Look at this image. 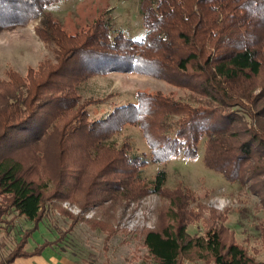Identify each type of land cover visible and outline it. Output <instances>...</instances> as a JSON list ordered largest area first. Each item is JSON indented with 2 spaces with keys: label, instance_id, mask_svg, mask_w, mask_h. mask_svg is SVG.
<instances>
[{
  "label": "trees",
  "instance_id": "16d2710c",
  "mask_svg": "<svg viewBox=\"0 0 264 264\" xmlns=\"http://www.w3.org/2000/svg\"><path fill=\"white\" fill-rule=\"evenodd\" d=\"M55 1L0 0V31L38 20L35 32L53 52L25 74L10 69L0 81V229L23 216L33 232L47 203L57 199L85 206L163 194L167 171L146 179L144 169L175 155L202 151L203 162L228 181L245 174L264 184L258 178L264 174V81L255 94L264 68V0H139L136 35L118 26L107 9L69 31L49 11ZM113 71L163 77L189 91L180 97L138 89L132 99L111 101L108 111L93 116V105L119 92L92 97L82 87ZM241 114L258 119L244 128L249 135L243 140L234 131ZM131 125L142 132L148 152L116 139ZM190 196L187 184H177L168 211L172 221L145 232L150 264L205 257L213 264H264L243 245L226 241L223 230L190 231L195 214L174 208ZM28 230H18L0 264L41 250L24 248Z\"/></svg>",
  "mask_w": 264,
  "mask_h": 264
},
{
  "label": "rangeland",
  "instance_id": "374dc122",
  "mask_svg": "<svg viewBox=\"0 0 264 264\" xmlns=\"http://www.w3.org/2000/svg\"><path fill=\"white\" fill-rule=\"evenodd\" d=\"M138 2L139 0H58L51 5L49 11L69 31H75L107 9L118 26L126 33L136 35L140 32ZM37 24L38 20H33L25 26L0 31V81L8 78L7 72L10 69L25 74L30 65L36 66L45 58H53V52L35 32ZM263 81L264 68L255 79V94L259 92ZM138 89L162 90L180 97L189 91L185 86L163 77L136 71H113L88 80L82 87V92L92 97L106 96L111 91L119 92L118 95L93 105L92 115L98 116L110 109L111 101L132 99ZM261 106L259 104L257 109ZM235 107L241 111L246 110V106ZM239 116L243 121L238 120L234 131H237L238 139L243 140L249 135L244 128L251 127L248 125L250 122L256 124L258 119L243 114ZM124 138L131 140L139 150L148 152L145 139L137 126H128L116 136L118 142ZM258 150L261 151L259 148ZM42 166L48 170L51 163H44ZM43 168L40 170L41 174L47 175ZM161 168L168 175L167 190L163 194L151 192L139 198L115 201L107 199L85 206L71 198L48 202L44 216L47 227L42 236H34L28 230L33 225L28 219L16 217V222L10 229H0V258L9 254L21 228V231L27 229L30 233L25 249L33 250L30 248L37 244L35 241L42 242L45 239L58 252H67L74 264H150L152 258L144 244V234L149 229L163 228L172 221L168 212L171 197L177 184L182 183L187 184L191 196L174 208L178 207L185 214H195V218H192L194 220L188 223L190 231L203 235L207 228L216 227L223 230L226 241L243 245L256 260L264 259V184H259L254 176L246 177L245 174L241 180L228 181L220 172L203 162L202 151L192 157L175 155L167 162L149 163L144 169L146 179H150ZM258 178L264 180V174ZM50 190L52 189L46 192L49 193ZM130 218L139 220L130 221ZM39 226L40 222L37 223V228ZM49 230L51 235H48ZM205 258L185 259L183 263L213 264L210 262L211 257Z\"/></svg>",
  "mask_w": 264,
  "mask_h": 264
},
{
  "label": "crops",
  "instance_id": "0c3cea01",
  "mask_svg": "<svg viewBox=\"0 0 264 264\" xmlns=\"http://www.w3.org/2000/svg\"><path fill=\"white\" fill-rule=\"evenodd\" d=\"M28 221L29 223H32V221L30 220ZM45 221H46L45 218H43L40 221L39 228H37L34 232H32L34 236H36L35 234L40 235V236L43 235L44 230L47 227V225L45 224ZM48 235H51L50 230L48 231ZM46 241L47 240L45 239L42 240V242L40 240H37L35 241L37 244L34 247L30 248V249H34L35 247L41 246V250L39 252L32 253L30 255L16 256L13 260H11L7 264H74L73 259H71V257L67 255L68 254L67 252H64L61 250L60 252H58L57 249L53 246V244L46 242Z\"/></svg>",
  "mask_w": 264,
  "mask_h": 264
},
{
  "label": "built area",
  "instance_id": "2783aa9c",
  "mask_svg": "<svg viewBox=\"0 0 264 264\" xmlns=\"http://www.w3.org/2000/svg\"><path fill=\"white\" fill-rule=\"evenodd\" d=\"M139 219L136 218H130V221H138Z\"/></svg>",
  "mask_w": 264,
  "mask_h": 264
}]
</instances>
